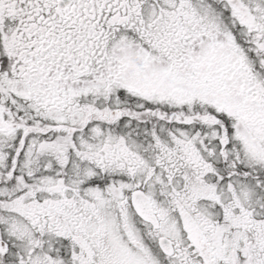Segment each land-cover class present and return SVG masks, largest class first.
Masks as SVG:
<instances>
[{"label":"snow or ice","instance_id":"snow-or-ice-1","mask_svg":"<svg viewBox=\"0 0 264 264\" xmlns=\"http://www.w3.org/2000/svg\"><path fill=\"white\" fill-rule=\"evenodd\" d=\"M0 264H264V0H0Z\"/></svg>","mask_w":264,"mask_h":264}]
</instances>
